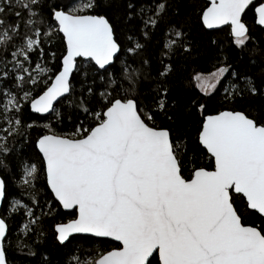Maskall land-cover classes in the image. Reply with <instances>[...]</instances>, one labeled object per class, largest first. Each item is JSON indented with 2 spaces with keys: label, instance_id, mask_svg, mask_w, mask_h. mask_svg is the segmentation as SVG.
I'll return each instance as SVG.
<instances>
[{
  "label": "snow or ice",
  "instance_id": "1",
  "mask_svg": "<svg viewBox=\"0 0 264 264\" xmlns=\"http://www.w3.org/2000/svg\"><path fill=\"white\" fill-rule=\"evenodd\" d=\"M101 7V0H0V264H8L11 216L21 215L24 234L39 241L43 220L59 206L70 210L54 225L61 245L74 234L120 245L75 264H264V111L205 115L207 105L191 100L184 112L200 119L174 132L182 106L171 95L172 79L180 60L199 54L196 45L183 25L165 22L169 0H126L132 27L124 38ZM249 10L264 26V0H210L199 19L204 29L229 25L243 51L254 39L244 19ZM220 59L213 72L194 77L206 97L226 79V100L264 98V84ZM26 110L54 115L33 155L9 173L7 158L32 143L37 127ZM161 114L167 123H157ZM65 115L76 117L73 129L57 133ZM190 142L202 155H189Z\"/></svg>",
  "mask_w": 264,
  "mask_h": 264
},
{
  "label": "trees",
  "instance_id": "2",
  "mask_svg": "<svg viewBox=\"0 0 264 264\" xmlns=\"http://www.w3.org/2000/svg\"><path fill=\"white\" fill-rule=\"evenodd\" d=\"M48 3L59 2V0H47ZM67 2V0H65ZM102 7L98 9L99 14H106L110 22H112L117 33L122 38L128 34L127 30L132 27L124 16L126 0H101ZM137 4L151 3L152 0H136ZM169 10L165 17V22H171L176 25H183L184 30L189 34V38L193 40L198 50V55L187 57L180 60L174 77L172 79L171 95L177 99L182 106L181 117L176 123L170 125L174 132L180 131L181 127L191 130L195 119H200L199 113L192 111L191 115H187L184 109L191 100H199L200 103L207 105V111L204 113L212 114L214 111L228 109L245 110L249 114H255L264 111V98L257 96H245L243 99L237 97L235 100L224 98L223 85L227 80H222L217 89L209 96H205L194 82L196 73L209 74L215 70L222 62L220 57L226 55L228 63L238 71L241 75H251L257 84H264V31L262 27L255 24L253 11H247L244 17L250 28L251 35L254 38L248 43L247 47L241 51L231 42L230 28L223 27L216 30H207L202 28V22L199 14L208 3L205 0H169ZM164 25L162 24L156 30L152 43L149 45V51H156L157 41L161 39ZM215 38L219 42L218 45H210L209 39ZM63 111V110H62ZM54 114L40 116L26 110V119H31L37 124V127L31 130L32 143L28 144L17 158L8 157L10 163L9 173H15L18 169L20 158L31 157L33 155V147L38 134L42 132L41 126L48 122ZM73 120L69 121L67 116L63 117L62 123L56 127L57 133H67L73 129ZM55 122V121H54ZM157 123H167L162 119V114L157 118ZM194 137V133H193ZM193 144L189 143V155H202L201 152L194 153L192 151ZM206 160L207 158L204 157ZM191 165H189V168ZM187 174V169L185 170ZM14 176L9 174V191L16 194L21 189L17 188L13 183ZM11 199V197H9ZM6 205L2 204V210ZM241 209L243 204H239ZM56 207V205H54ZM59 214H52L43 220V229L46 232V238L37 240L36 235H26L22 229V217L15 214L9 218L11 234L5 241L7 249L8 264H41L45 259L51 264H75L74 258L78 257L81 262H89L98 258L102 253L109 251L118 245L107 239L94 238L91 236L74 235L71 243L61 245L55 239L54 225L61 220H66L69 211H64L59 206L57 208ZM247 222L260 223L256 215L245 213ZM36 253L31 255L29 252Z\"/></svg>",
  "mask_w": 264,
  "mask_h": 264
},
{
  "label": "water",
  "instance_id": "3",
  "mask_svg": "<svg viewBox=\"0 0 264 264\" xmlns=\"http://www.w3.org/2000/svg\"><path fill=\"white\" fill-rule=\"evenodd\" d=\"M208 4H209V2H210V0H205ZM208 6V5H207ZM206 6V7H207ZM255 24H256V22H255ZM256 25H258V24H256ZM229 27L230 28V26L229 25H220V26H217V27H215V28H213V29H207V30H216V29H220V28H223V27ZM259 26V25H258ZM260 27H262V28H264V26H260ZM34 113V112H33ZM35 114H38V113H35ZM38 115H40V116H46V115H50V114H38ZM1 206H2V204H0V209H1ZM61 207V209H62V206H60ZM63 210V209H62ZM64 211H70V210H64ZM74 235H84V236H91V237H94V238H100V239H107V240H110V241H112V242H114V243H116L117 245H118V247L120 246L119 245V243L118 242H116L113 238H110V237H108V238H104V237H95L93 234H74ZM111 250V249H110ZM109 250V251H110ZM107 252V251H106ZM100 257V256H99ZM98 257V258H99ZM97 258V259H98Z\"/></svg>",
  "mask_w": 264,
  "mask_h": 264
},
{
  "label": "rangeland",
  "instance_id": "4",
  "mask_svg": "<svg viewBox=\"0 0 264 264\" xmlns=\"http://www.w3.org/2000/svg\"><path fill=\"white\" fill-rule=\"evenodd\" d=\"M205 76H207L208 74H204ZM194 82H195V84H196V86H197V81L194 79ZM200 90V89H199ZM201 91V90H200ZM97 259V258H96Z\"/></svg>",
  "mask_w": 264,
  "mask_h": 264
}]
</instances>
